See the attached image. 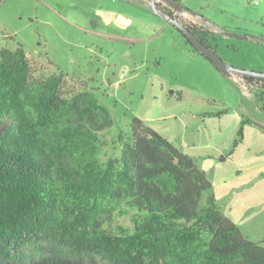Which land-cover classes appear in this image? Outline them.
<instances>
[{"label": "trees", "instance_id": "obj_1", "mask_svg": "<svg viewBox=\"0 0 264 264\" xmlns=\"http://www.w3.org/2000/svg\"><path fill=\"white\" fill-rule=\"evenodd\" d=\"M180 19L216 50L207 29ZM31 73L22 43L1 48L0 264H264V246L222 213L190 155L135 117L121 154L103 160L115 120L98 94ZM243 79L264 89L263 77ZM105 202L135 211L134 231L104 227Z\"/></svg>", "mask_w": 264, "mask_h": 264}, {"label": "rangeland", "instance_id": "obj_2", "mask_svg": "<svg viewBox=\"0 0 264 264\" xmlns=\"http://www.w3.org/2000/svg\"><path fill=\"white\" fill-rule=\"evenodd\" d=\"M177 1L182 16L210 29L227 63L249 69L264 61V0ZM19 43L33 80L62 74L64 92L91 88L110 109L115 123L102 133L103 160L121 154L119 134H131L141 118L195 160L222 213L264 246L262 89L191 50L151 0H0V50ZM105 205L104 227L134 231L135 211Z\"/></svg>", "mask_w": 264, "mask_h": 264}, {"label": "water", "instance_id": "obj_3", "mask_svg": "<svg viewBox=\"0 0 264 264\" xmlns=\"http://www.w3.org/2000/svg\"><path fill=\"white\" fill-rule=\"evenodd\" d=\"M162 1L164 4L170 6L175 11H181L182 5L177 0H151L153 7L162 14L165 18L171 21L179 30H181L187 39L195 46L201 53L205 54L212 63L223 73H235L242 77L245 75H253L264 78V71L243 69L236 66L230 65L225 59L219 55V53L207 43L202 41L197 34H195L187 25H185L178 14L174 15L161 9L158 6V2ZM233 36H240L235 33H231Z\"/></svg>", "mask_w": 264, "mask_h": 264}, {"label": "crops", "instance_id": "obj_4", "mask_svg": "<svg viewBox=\"0 0 264 264\" xmlns=\"http://www.w3.org/2000/svg\"><path fill=\"white\" fill-rule=\"evenodd\" d=\"M159 2H161V1H159ZM161 3H162V6H163V2H161ZM181 5H182V4H181ZM163 7H164V6H163ZM182 8H183V6H182ZM166 9H167V8H166ZM174 12H176V14H178L180 17H183L184 19H189V18H187V17L182 16V12H181V11H174ZM247 66H248L249 69H252V70H260V71H264V61L251 62V63H249ZM238 76H239V78L242 80L243 84H244L246 87H249V86H247V85L245 84L243 77H242L241 75H239V74H238ZM249 88L253 89L254 91H257V90H258V89L255 88V87H249Z\"/></svg>", "mask_w": 264, "mask_h": 264}, {"label": "flooded vegetation", "instance_id": "obj_5", "mask_svg": "<svg viewBox=\"0 0 264 264\" xmlns=\"http://www.w3.org/2000/svg\"><path fill=\"white\" fill-rule=\"evenodd\" d=\"M168 7H169V6H168ZM170 8H171V7H170ZM170 8H167L166 11H167L168 13H172V14L176 15V12H174L175 10L172 9V8L170 9ZM199 35H201L202 37H204L207 41H209V42L211 41V36H210L209 34H208V35H204V34H202V33L199 32ZM263 91H264V89H263Z\"/></svg>", "mask_w": 264, "mask_h": 264}, {"label": "built area", "instance_id": "obj_6", "mask_svg": "<svg viewBox=\"0 0 264 264\" xmlns=\"http://www.w3.org/2000/svg\"><path fill=\"white\" fill-rule=\"evenodd\" d=\"M254 1L258 3L260 0H254ZM186 20L188 22L194 24V25H198V26H201V27L205 28V29H207L210 32V29H208L205 25L201 24L199 21H197L195 19H190V18L189 19H186Z\"/></svg>", "mask_w": 264, "mask_h": 264}]
</instances>
